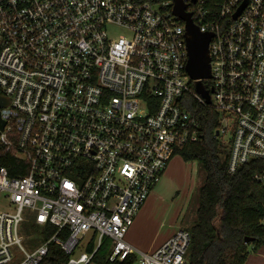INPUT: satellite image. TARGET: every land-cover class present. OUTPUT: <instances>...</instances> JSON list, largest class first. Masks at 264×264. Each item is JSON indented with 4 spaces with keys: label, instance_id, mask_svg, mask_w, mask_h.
<instances>
[{
    "label": "built area",
    "instance_id": "1",
    "mask_svg": "<svg viewBox=\"0 0 264 264\" xmlns=\"http://www.w3.org/2000/svg\"><path fill=\"white\" fill-rule=\"evenodd\" d=\"M180 1L211 35L209 79L187 73L174 0H0V264H41L50 245L66 264L104 247L186 264L187 230L151 254L125 235L177 151L203 142L202 107L229 174L264 161V0ZM251 178L264 189V170Z\"/></svg>",
    "mask_w": 264,
    "mask_h": 264
},
{
    "label": "trees",
    "instance_id": "2",
    "mask_svg": "<svg viewBox=\"0 0 264 264\" xmlns=\"http://www.w3.org/2000/svg\"><path fill=\"white\" fill-rule=\"evenodd\" d=\"M209 85L210 82H205V86ZM197 114L203 142L177 151L185 162H197L204 173L198 189L196 218L188 229L190 246L186 264H264V228L259 224L264 215V189L251 178L253 173L264 170V161L253 162L229 174L227 148L213 137L217 115L208 106ZM1 164L15 174L6 161ZM106 249L96 252L95 264H134L136 261L130 256L123 262H109ZM89 251H93L92 246ZM67 259L58 247L50 245L41 264H66Z\"/></svg>",
    "mask_w": 264,
    "mask_h": 264
},
{
    "label": "rangeland",
    "instance_id": "3",
    "mask_svg": "<svg viewBox=\"0 0 264 264\" xmlns=\"http://www.w3.org/2000/svg\"><path fill=\"white\" fill-rule=\"evenodd\" d=\"M203 180L204 173L197 162H185L179 155L172 159L167 172L151 191L155 195H153L146 217L147 225L144 233L147 239L154 237L155 234L165 233L176 213L175 216L182 215L181 227L187 228L193 225L197 209L198 189ZM6 204L7 201L0 197V209L5 208ZM85 242L84 240L82 243ZM83 244L80 247V252L83 251ZM106 250L108 252V249ZM134 264H140L138 257Z\"/></svg>",
    "mask_w": 264,
    "mask_h": 264
},
{
    "label": "water",
    "instance_id": "4",
    "mask_svg": "<svg viewBox=\"0 0 264 264\" xmlns=\"http://www.w3.org/2000/svg\"><path fill=\"white\" fill-rule=\"evenodd\" d=\"M174 14L179 16L186 25V46L188 52L187 73L192 80H206L210 78L208 44L211 38L210 34H201L193 25L190 15L184 13V6L180 0H174ZM237 16V15H236ZM235 16V17H236ZM197 91L202 94L207 104L208 94L203 90L201 83L197 84ZM212 91V89H211ZM6 101L0 98V106H5ZM4 124L0 121V128ZM248 240H245L247 243Z\"/></svg>",
    "mask_w": 264,
    "mask_h": 264
},
{
    "label": "crops",
    "instance_id": "5",
    "mask_svg": "<svg viewBox=\"0 0 264 264\" xmlns=\"http://www.w3.org/2000/svg\"><path fill=\"white\" fill-rule=\"evenodd\" d=\"M172 159L169 162V164H171ZM169 164L167 165L166 170L164 171L162 177L167 172V168H168ZM153 195H155V193L153 194L151 192L150 195L148 196L146 202L144 203V205L140 208V210L138 211V213L134 217L133 223L125 235L126 243L129 244L136 251H138L140 253H144V254H151L154 251H156L177 230L182 229V230L188 231V229L192 226V225H190L187 228H183V226L181 227V223H182V217L181 216L182 215L180 216L178 214V216H175V215H177V213H176L174 215V217L171 219L170 225L167 226L168 230L165 233L155 234L154 237L147 239L146 234L144 233L146 231V225H147L146 217H147L148 211L151 207L150 203L152 202ZM195 218H196V215H195Z\"/></svg>",
    "mask_w": 264,
    "mask_h": 264
},
{
    "label": "flooded vegetation",
    "instance_id": "6",
    "mask_svg": "<svg viewBox=\"0 0 264 264\" xmlns=\"http://www.w3.org/2000/svg\"><path fill=\"white\" fill-rule=\"evenodd\" d=\"M203 85H204V83H203Z\"/></svg>",
    "mask_w": 264,
    "mask_h": 264
}]
</instances>
